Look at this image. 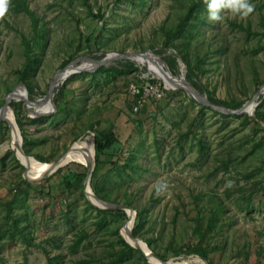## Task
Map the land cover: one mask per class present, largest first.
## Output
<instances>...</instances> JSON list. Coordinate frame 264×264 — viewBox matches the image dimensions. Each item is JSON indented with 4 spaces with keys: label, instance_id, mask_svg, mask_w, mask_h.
<instances>
[{
    "label": "rangeland",
    "instance_id": "obj_1",
    "mask_svg": "<svg viewBox=\"0 0 264 264\" xmlns=\"http://www.w3.org/2000/svg\"><path fill=\"white\" fill-rule=\"evenodd\" d=\"M25 1L33 16L13 0H0V106L16 88H25L28 96L24 81L33 85L34 100L42 97L62 61L71 56L150 50L162 59L154 49L169 42L173 34L164 31L176 26L192 1L194 12L203 4L205 21L197 23L191 36L186 23L171 41L183 45L185 39L191 55L208 50L205 72L199 73L206 88L222 99H249L264 82V0H249L253 10L245 16L224 8L218 20L208 18V0ZM221 34L223 59L211 51ZM144 60L151 65L135 60V70L99 66L68 75L55 86L47 114H34L13 96L18 115L13 105L8 107L16 123L20 120L26 154L50 162L90 137L95 159V136L113 131L118 141L100 155L90 185H99L109 197L104 200L125 203L129 195L143 207L137 238H150L149 248L171 264H208L177 250L198 242L193 231L197 219L204 228L212 199H220L223 216L201 242L211 263L264 264V131L244 114L222 116L200 108L182 89L164 90L161 100L134 110L129 82H141V66L157 78L156 63ZM180 64L176 76L184 74ZM259 103L264 110V97ZM0 123V264H142V252L125 248L116 233L117 228L123 233L127 215H102L88 201L83 163L70 161L49 180L50 174L27 184L8 123ZM66 174L76 176L70 188L62 182ZM160 184L163 188L157 190ZM12 220L25 227L30 244Z\"/></svg>",
    "mask_w": 264,
    "mask_h": 264
},
{
    "label": "trees",
    "instance_id": "obj_2",
    "mask_svg": "<svg viewBox=\"0 0 264 264\" xmlns=\"http://www.w3.org/2000/svg\"><path fill=\"white\" fill-rule=\"evenodd\" d=\"M14 4H19L20 7L25 10L27 13H29L31 16H33L32 11L29 10L27 3L25 0H13ZM118 1V0H116ZM192 1V0H191ZM204 1V0H203ZM196 5H193V1H192V5L191 7L186 11V13L180 18V21L178 23H176L175 27H171V29H167L164 31L165 34L168 35L169 32H171L173 34V36H171V38H169V42H166L165 45L162 48L159 49H154V51L156 53H158L159 55L162 56V59L167 63L169 70L171 71L172 74L174 75H178L180 74V72L182 71L181 69V64L180 62H182L185 65L186 70L184 71V76L185 78L190 81L194 87L199 90L202 93H205L206 96L208 97L209 100H211L212 102H214L215 104L218 105H222L228 108H238L239 106H241V104L247 100V97L244 98H229V99H222L217 97L212 91L208 90L204 84V82L202 81L201 76L199 75V73L203 74L204 68L202 65H204L205 63V56L207 54V51L205 52H198L197 54H193L191 55L190 52L187 50L186 48V40L184 39V44L181 45L180 42L176 43L174 41H171L172 39H176L175 37L179 36L182 34V31L185 29V24H190L191 26V30L189 36H191V32L193 31L192 29L197 27V23H203L205 21L203 14H200L201 9L204 8L203 4H198V8H199V12H194L193 9H195ZM205 10V9H204ZM196 11V10H195ZM245 29H247V32L250 30L249 26L247 25L245 27ZM197 28L196 31L198 33H200V30ZM224 41V35L221 34L219 35V41L216 44V46L214 48H211L212 53H217V55L221 56V58L223 59V53L225 52L226 48L223 44ZM94 58H101L104 56V53H96L94 55H92ZM72 56L68 57L67 59L63 60L61 63V66L63 67L65 64H67L69 61H71ZM137 65H136V61L132 60V59H117L115 60L113 63H111L108 66H102L100 67V69H115L118 71L121 70H135L137 69ZM146 71L145 67L141 66V69H139V73H138V78L140 79L141 82H144L146 79H150V80H154L156 77H154L152 74L150 75V73H147V78L146 77H142V73H144ZM25 86L27 88V93H28V98L29 99H34L35 95H34V89H33V85L28 82V81H24ZM162 82H161V86H162ZM61 88V87H60ZM166 91H170L169 89H165ZM41 95H44V93H42ZM261 96V95H260ZM10 105H13L16 114L18 115V111H17V105L18 102H14V101H10L9 103ZM200 108H209L208 106H204L200 103H198ZM57 110L60 109V106L57 105ZM215 112H218L217 110L212 109ZM220 113V112H219ZM222 116H227L225 113H221ZM235 116H239L237 114H235ZM245 118L248 119H253V121L255 122V124L262 128V130L264 131V110H262L260 108V103H258V105H256L255 109H254V115L253 116H248L246 114L243 115ZM17 119V123L18 125H20V120L18 118ZM1 125V123H0ZM118 141L117 136L113 133V131H108L106 133H104L103 135L100 136H95L94 138V150H95V163H94V168L91 174V180H93V177L96 173V171L99 169L100 167V155L103 153L105 148L110 147L114 142ZM23 150L26 153H29L27 151L26 146H22ZM35 158L38 160H42L43 157L37 154H34ZM64 167H68V163L58 167L55 172H62ZM51 176V174L49 176H47L45 178V180H49V177ZM76 176H71L69 174H66L64 176H62V182L63 185L66 188H70L73 182V179H75ZM23 182L27 183L26 180H24ZM29 184V183H27ZM92 190L94 191L95 194H97L99 197L104 198V199H109V197L106 194H103L99 191V185H97L96 183H92ZM125 204H129L130 206H132L135 210V218H134V224L132 227V233L134 236H138L139 234V228L141 226L142 221H144V216H143V212L142 209L143 207L137 206L134 202H132L131 198L129 197V195H125L124 196V201ZM222 202L220 199H212V207L209 211V214L207 215V220H206V225L204 228L201 227L200 223L198 222V219L194 225L193 231H195L197 233V237H198V242L191 246V247H179L177 250V253H183V254H196L198 256H200L203 260L207 261L208 264H212L211 261L209 260L207 251L205 249V246L202 245V240L205 236H208L217 226V224L219 223L221 217L223 216V206H222ZM97 211L99 213H101L102 215H106V214H110V215H116V216H120L122 218L126 217V213L124 212V210L122 209H97ZM12 226L14 229H16L20 236L24 239V241L26 243H31V239L32 238H28L27 237V233H25V227H21L20 225H18V222L12 220ZM116 233L118 236L119 241L123 244V246L125 248H129V249H133L132 246H130L126 240L124 239V237L119 233V228L116 229ZM145 243L148 246H151V240L150 238H144ZM159 257H161L160 254L156 253ZM244 257H248V252L245 251L244 252ZM142 264H149V262L146 260L145 257H143V262Z\"/></svg>",
    "mask_w": 264,
    "mask_h": 264
},
{
    "label": "water",
    "instance_id": "obj_3",
    "mask_svg": "<svg viewBox=\"0 0 264 264\" xmlns=\"http://www.w3.org/2000/svg\"><path fill=\"white\" fill-rule=\"evenodd\" d=\"M148 53L152 54L155 57H158V55H155L150 50L130 51V52H111V53L104 54V56L99 58V59L94 58L91 55H87V54L82 55V56H78V57L74 58L73 60L69 61L67 64H65L63 67L59 68L56 71V73L54 74V76L51 78V80L49 82V87H48L47 92L42 97H39V98L34 100V99H29L27 94H26V95H22L19 100H23L27 109L29 111H32L34 114H36V115L47 114L50 111L48 109L47 110H38V108L36 107V102L39 100H41V101L50 100L51 101V97L53 95L54 88L59 83L56 79V76L58 73H65L66 72L67 75H70V74H73L76 72H81V71H93L99 66H108L117 59L136 60V56L146 55ZM159 61L161 62L160 66H159L160 70L167 75L168 80L171 82V85H166L165 81L156 75L162 81V84L165 88H167V89H182L187 94V96L189 98L199 102L200 104H202L204 106H208L211 109L217 110L219 112H222L225 114H237V115L248 114V115L253 116L254 113L253 112L248 113L247 108L254 107V109H255V106L258 105L260 100L264 97V82H263L259 86V88L252 94V96L249 99L245 100L241 104V106H239L238 108H228V107H225L222 105L215 104L214 102H212L211 100L208 99V97L206 96L205 93H202L199 90H197L194 87V85L185 78L184 74H182L180 76H176V75L172 74L168 68L167 63L162 59H159ZM84 62H88V63H90V65L88 67H82L81 65ZM185 70H186V68L184 65V71ZM14 90H12L6 94V96L4 98V102L0 106V121H2V120L6 121V119L3 116V112L6 109V107L9 106V103L11 101L10 97H13L15 95ZM51 104L53 105V103H51ZM6 122L8 123V127L11 128L12 124L9 123V121H6ZM15 124L17 126V123H15ZM10 135H11V131H10ZM19 136H20V143L13 140L12 135H11V147L14 150L17 159L21 162L19 153L23 154L26 157H28L29 155L26 154V152L22 148V145H21L22 140H21L20 132H19ZM92 147H93V145H92ZM71 149H72V146H70L65 152H63L62 154H60L59 156L54 158L52 161H50L47 170L42 175H40L38 177H33V178L28 177L26 174V170H25L23 175H24V178L27 181V183H29V184L36 183L40 179L44 178L46 175L54 172L58 167L66 164L67 163L66 161L69 157V152ZM17 150L19 151V153L17 152ZM94 163H95V161H94L93 154H92L91 159H87L83 163L84 167H85L83 186H84V193L86 194L88 201L100 209H122L126 213L127 218H130L129 217L130 215L128 213L129 212L132 213L131 221H132V225H133V221H134V217H135V210L132 206H130L129 204H125V203H118V202L104 200V199L100 198L97 194H95L94 191L92 190V187L90 185V180H91V174H92V171L94 168ZM125 226H126V220L124 221V223L122 225V231L125 230L126 233L125 234L121 233V234L130 246L140 250L142 252V254L147 258V260H148V254H149V255L154 256L156 259L167 264V261L162 260L154 251H152L149 248V246L143 240H141V239H139L133 235L132 226H131V229H127ZM131 240L134 243H132ZM139 242H142V244L146 248L149 249L148 254L142 249ZM148 262H149V260H148Z\"/></svg>",
    "mask_w": 264,
    "mask_h": 264
},
{
    "label": "bare ground",
    "instance_id": "obj_4",
    "mask_svg": "<svg viewBox=\"0 0 264 264\" xmlns=\"http://www.w3.org/2000/svg\"><path fill=\"white\" fill-rule=\"evenodd\" d=\"M144 59H151L152 61H154L156 63V66L154 65V67H152L153 72L159 76L161 79H163L166 83V85H171V82L168 80L167 75L165 73H163L160 70V64L161 62L159 61V59L155 56H153L152 54L148 53L146 55H138L136 56V60L141 62H148ZM150 65L151 63L148 62ZM90 65V63L88 62H84L81 66L82 67H88ZM184 71V70H183ZM67 73H58L56 76V79L58 82L63 81L64 79H66L67 77ZM158 78V77H157ZM15 95L17 96V99L19 100L20 97L22 95H26V90L22 87L16 88L15 90ZM14 95V96H15ZM12 97H10L11 99ZM51 101H52V97H51ZM50 100H45V101H37L36 102V107L38 108V110H47L52 104ZM254 110V107L252 108H247V112L248 113H252ZM3 116L6 119V121H9V123L12 124L11 126V135H12V139L15 140L16 142L20 143V136H19V130L18 127L16 126V122L14 119V116L12 114V112L10 111L9 107H6V109L3 112ZM90 137H86L83 140L74 142L72 144V149L69 152V157L67 159V163L70 161H77V162H81L84 163L87 159H91L92 154H93V147H92V142L89 140ZM17 152L19 153V151L17 150ZM20 155V159L22 164L25 166V170H26V174L28 177L33 178V177H38L40 175H42L48 168L49 166V162H40L37 161L35 158H33L32 156H24L23 154L19 153ZM95 202V201H94ZM130 216V218L126 219V228L127 229H131L132 226V221H131V217H132V213H128ZM123 233L125 234V230H123ZM132 243H134L131 240ZM140 246L142 247V249L148 254L149 249L146 248L142 242H139ZM188 254V253H187ZM190 259V258H189ZM148 260L151 264H166L158 259H156L154 256L149 255L148 254ZM195 260V259H194ZM175 261V260H174ZM178 261V260H177ZM167 264H171L169 262H167ZM172 264H204L203 262H191V261H180L177 263H172Z\"/></svg>",
    "mask_w": 264,
    "mask_h": 264
},
{
    "label": "built area",
    "instance_id": "obj_5",
    "mask_svg": "<svg viewBox=\"0 0 264 264\" xmlns=\"http://www.w3.org/2000/svg\"><path fill=\"white\" fill-rule=\"evenodd\" d=\"M127 90L134 110L150 103H156L165 95V87L161 86V81L157 78L154 80L146 79L139 84L129 82Z\"/></svg>",
    "mask_w": 264,
    "mask_h": 264
},
{
    "label": "clouds",
    "instance_id": "obj_6",
    "mask_svg": "<svg viewBox=\"0 0 264 264\" xmlns=\"http://www.w3.org/2000/svg\"><path fill=\"white\" fill-rule=\"evenodd\" d=\"M208 18L218 20L220 11L229 8L233 13L245 16L253 10V4L249 0H208ZM163 188V184L157 185V190Z\"/></svg>",
    "mask_w": 264,
    "mask_h": 264
}]
</instances>
